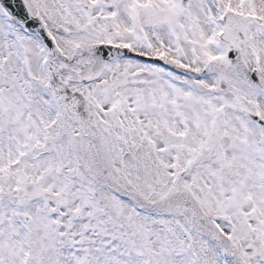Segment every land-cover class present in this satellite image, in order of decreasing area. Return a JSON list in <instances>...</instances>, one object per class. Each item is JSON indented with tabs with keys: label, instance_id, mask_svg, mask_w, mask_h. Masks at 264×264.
Listing matches in <instances>:
<instances>
[{
	"label": "snow or ice",
	"instance_id": "6c2138e0",
	"mask_svg": "<svg viewBox=\"0 0 264 264\" xmlns=\"http://www.w3.org/2000/svg\"><path fill=\"white\" fill-rule=\"evenodd\" d=\"M0 264H264V0H0Z\"/></svg>",
	"mask_w": 264,
	"mask_h": 264
}]
</instances>
